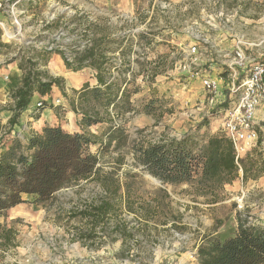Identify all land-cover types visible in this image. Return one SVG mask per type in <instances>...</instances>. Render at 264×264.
<instances>
[{
  "label": "rangeland",
  "instance_id": "rangeland-1",
  "mask_svg": "<svg viewBox=\"0 0 264 264\" xmlns=\"http://www.w3.org/2000/svg\"><path fill=\"white\" fill-rule=\"evenodd\" d=\"M18 1L0 0L3 4L0 11L1 40L11 44L0 54H18L23 49L26 53L29 46H60L71 58L73 54H70L69 44L83 37L81 32L84 27H79L81 19H78L81 16L83 22L87 19L96 22L99 18L97 22L100 28H110L111 32L134 36L137 32L151 30L155 34L151 47L145 45L141 53L130 56L136 75L128 88L131 91L138 88L137 92L132 93L131 101L139 112L132 111L126 113L125 118H115L114 124L125 126L130 143L121 152L113 151L102 158V171L112 173L114 179L82 180L61 191L53 206L25 203L4 214L10 218L14 226L12 230L18 236L13 253L20 259L14 258V263L199 264L198 247L209 238L223 240L233 235L238 226V212L264 223V184L258 182L259 178L245 180L243 170H239V176L233 182L214 191L189 183L163 184L134 164L132 151V147L141 142L187 136L195 132L203 119H207L209 125L200 128L201 135L226 134L222 110L234 99L230 63L236 46L229 57H223L220 48L215 45L210 47L208 40L215 37L216 25H224L230 34H234L240 25L236 12H243L244 16L255 22L244 23L242 30L247 32L250 42L257 44V48L252 49L254 52L257 50L255 58L263 59L264 0H188V10L178 7L171 10L168 0ZM14 4L15 13L12 11ZM105 17L111 25L105 23ZM52 20L58 21L48 29L47 24ZM6 29L16 33L19 30L20 38H7ZM239 41L243 42L240 39L237 43ZM194 46L196 52L192 53ZM245 52L249 56L251 49H245ZM136 58L144 66L150 62L148 67L151 70L147 71L143 64L135 62ZM7 63H0V68ZM189 67L219 79L220 93L214 103H210L201 80L189 76ZM46 68L50 75L64 78L65 92L54 87L48 98L43 99V111L46 112L39 122L24 119L22 123L20 119L14 131L21 137L25 135L23 126L35 124L39 127L44 120H57L68 130L77 127L75 120L77 118L79 121L82 116L84 106L78 91L90 79L89 68L75 72L67 68L61 55L56 53L52 54ZM214 69V74L210 73ZM113 71L117 74L115 69ZM154 72L156 75L152 76ZM126 76L132 78L129 73ZM17 86L10 79L2 77L0 80L2 125L7 124L11 116L10 90ZM149 104L153 105L152 113L145 112ZM91 107L95 109L98 104L93 100ZM30 110L35 112L39 108L31 106ZM106 125L95 124L87 130L100 134ZM4 132L5 129L0 134ZM97 147L98 144L91 145V150L96 151ZM119 154L124 155L127 163L119 165ZM243 158H248L247 166L251 163L264 166V139ZM127 170L138 174L131 181V202L140 213L129 212L123 206L118 216L93 226L80 211L109 197L107 187L112 185L120 183L119 194L124 195L125 181L131 180L124 175ZM160 189H164L165 194ZM121 201L123 203L120 199L117 203L120 205ZM125 233H133L134 236L127 235L125 238Z\"/></svg>",
  "mask_w": 264,
  "mask_h": 264
},
{
  "label": "trees",
  "instance_id": "trees-1",
  "mask_svg": "<svg viewBox=\"0 0 264 264\" xmlns=\"http://www.w3.org/2000/svg\"><path fill=\"white\" fill-rule=\"evenodd\" d=\"M35 1L29 0L30 3ZM78 19H81L79 27H84L81 32L83 37L69 44L70 54H73L71 58L60 46H29L26 53L23 49L10 59V62L18 61L23 74L21 84L10 90L11 116L7 124L2 125L0 122V132L5 129L0 134V216L25 203L53 206L61 191L82 180L114 179L112 173L102 171V158L113 151L121 152L130 143L125 126L114 122L115 118H125L126 113L139 112L131 101L132 93L137 92L138 88L134 91L128 88L136 75L130 56L132 53H141L145 45L151 47L155 33L149 30L137 32L133 36L119 31L111 32L110 28H100L97 22L99 18L96 22L89 19L83 22V16ZM104 20L107 25L110 24L107 17ZM57 21L49 22L47 28L51 29ZM1 34L0 30V53L11 46L1 40ZM54 53L60 54L66 67L75 72L85 67L95 71L96 84L91 85L87 81L78 91L84 106L78 121L82 130L71 132L61 124L46 123L40 132L33 131L21 137L14 127L20 124L23 113L47 97L54 87L65 92L64 78L50 75L46 68ZM118 60L121 62L118 63ZM134 61L144 66L138 58ZM148 65L150 62H146L144 67L150 71ZM126 73L132 78H128ZM154 75L156 72L152 73ZM93 100L98 104L95 109L90 108ZM44 108L40 107L36 111V119L41 117ZM153 111L152 104L145 107V112ZM99 123L107 124L100 134L87 130ZM208 125L209 121L203 119L195 132L182 138L163 137L134 145V164L163 184L189 183L214 191L233 182L240 170L233 144L224 132L201 135L200 128ZM97 144L96 151H92L91 145ZM246 159L240 160L243 179H258L264 175L263 165L251 163L247 166ZM118 160L119 165L127 163L123 154H119ZM124 175L131 179L125 181L124 195L119 194L120 183L112 185L107 187L109 197L80 211L93 226L112 220L123 206L129 212L140 213L131 202V181L138 174L127 170ZM160 191L165 194L164 189ZM119 199L123 200L120 205L117 203ZM237 223L233 235L223 240L209 238L198 247L199 264H264V223L252 220L241 212L237 213ZM120 227L118 225V229ZM127 235L134 236L133 233H125V238Z\"/></svg>",
  "mask_w": 264,
  "mask_h": 264
},
{
  "label": "built area",
  "instance_id": "built-area-1",
  "mask_svg": "<svg viewBox=\"0 0 264 264\" xmlns=\"http://www.w3.org/2000/svg\"><path fill=\"white\" fill-rule=\"evenodd\" d=\"M19 0L17 3H19ZM15 4L12 11L15 13ZM3 4L0 2V11ZM16 22L18 20L16 19ZM196 52V47L192 48V53ZM243 69V72L241 71ZM230 70L233 76L231 91L234 99L225 108L224 119L226 136L230 139L235 150L236 163L242 171L240 160L255 147L259 141V131L257 127V112L264 102V60L250 58L239 41L234 50V57L230 63ZM191 78H199L202 85L209 94L210 103H214L220 93L219 79L203 73L201 70L187 68ZM60 102V100H58ZM44 101L39 100L34 106L38 109L43 107ZM221 112V111H220ZM15 260L9 263L6 255L0 252V264H16Z\"/></svg>",
  "mask_w": 264,
  "mask_h": 264
},
{
  "label": "crops",
  "instance_id": "crops-1",
  "mask_svg": "<svg viewBox=\"0 0 264 264\" xmlns=\"http://www.w3.org/2000/svg\"><path fill=\"white\" fill-rule=\"evenodd\" d=\"M156 1V0H155ZM188 0H168L169 2V9L174 10L177 7L178 8H182L184 10H188L189 9V5L186 3ZM158 2V0L156 1ZM242 14H238V12H236V14L238 15L239 19H237V22L239 21L240 25L238 26V29L234 32V34H230V31L227 27H225L224 25H216L215 26V32L216 35L215 37L211 38L208 43V45L210 47H213V45H215L217 48H220L221 53L223 52V57H229L230 54L233 52L237 41L238 40H242L243 42V47H245V49L248 51L251 49V52H249V57L255 58L256 57V52L257 50L254 52V50L257 48V44L255 42H250L248 39V34L246 31H243L242 28L245 25L244 23H247L249 21H253L250 20L249 18H247L246 16H244V13L241 12ZM246 15V14H245ZM255 22V21H253ZM264 54V53H262ZM17 55L16 52H10V53H6V54H0V63L2 64H6L7 65H2V67L0 68V80L3 79H10L11 82H15L17 85L21 84L22 81V71L20 70V68L18 67V61H14V62H10V59ZM203 56V54H202ZM220 56V55H219ZM262 59V58H261ZM264 59V58H263ZM219 69V68H218ZM216 71V69H214L213 72H210L212 74H214V72ZM89 73H90V79L88 80L90 82L91 85L96 84V78L94 77L95 71H93L92 69L89 68ZM87 82V81H86ZM49 96V95H48ZM44 97V99L48 98ZM40 99V98H38ZM31 107V106H30ZM30 107L23 113L21 119H22V123L25 121H29L31 119H34V122H39L42 118V116H44V113L46 112V110H44L41 113V117L39 119L34 118V114L35 112H32L30 110ZM25 115H27L25 117ZM257 124L259 126L258 127V131H259V140L261 142H263L264 139V102L260 105L258 112H257ZM56 122V123H54ZM54 122H50L49 120H44L43 124H41L39 127H37L35 124H33V126H23L24 128V133L25 135L30 134L33 131H38L40 132L42 127L48 123V124H60L65 128V126L63 125L62 122L59 121H54ZM75 124L77 127L73 126L70 129H68V131H81L82 129L80 128L79 122L76 118L75 120ZM32 125V124H31ZM34 129V130H32ZM260 184H264V175L259 177L258 179ZM257 180H255L254 183H256ZM12 222H10V218H6L5 216L1 215L0 216V252L3 253V255H6L7 260L9 259V263L15 258V259H20L19 256L14 255L13 250H14V245L16 244V239L18 240V236H16V233L14 232V226L13 224H11ZM12 234V235H11ZM17 237V238H16ZM18 248V247H17Z\"/></svg>",
  "mask_w": 264,
  "mask_h": 264
},
{
  "label": "bare ground",
  "instance_id": "bare-ground-1",
  "mask_svg": "<svg viewBox=\"0 0 264 264\" xmlns=\"http://www.w3.org/2000/svg\"><path fill=\"white\" fill-rule=\"evenodd\" d=\"M20 35V31L18 30L17 33L14 32V31H11L9 29H6V37L9 38V39H12V38H18ZM20 38V37H19Z\"/></svg>",
  "mask_w": 264,
  "mask_h": 264
},
{
  "label": "water",
  "instance_id": "water-1",
  "mask_svg": "<svg viewBox=\"0 0 264 264\" xmlns=\"http://www.w3.org/2000/svg\"><path fill=\"white\" fill-rule=\"evenodd\" d=\"M161 182V181H160Z\"/></svg>",
  "mask_w": 264,
  "mask_h": 264
}]
</instances>
